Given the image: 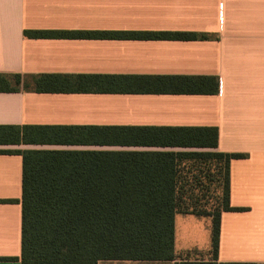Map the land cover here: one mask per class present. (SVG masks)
I'll use <instances>...</instances> for the list:
<instances>
[{"label": "crops", "instance_id": "crops-1", "mask_svg": "<svg viewBox=\"0 0 264 264\" xmlns=\"http://www.w3.org/2000/svg\"><path fill=\"white\" fill-rule=\"evenodd\" d=\"M130 30L209 34L206 40L30 38L25 31ZM0 126L216 127L230 164V203L213 252L212 217L177 214L173 261L98 264H264V0H0ZM91 84L38 90L36 77ZM216 77L217 94L130 92L164 77ZM25 83V84H24ZM91 140V137H89ZM210 149L98 145L0 146V264H22L23 158L11 150ZM212 150V149H211Z\"/></svg>", "mask_w": 264, "mask_h": 264}, {"label": "trees", "instance_id": "trees-1", "mask_svg": "<svg viewBox=\"0 0 264 264\" xmlns=\"http://www.w3.org/2000/svg\"><path fill=\"white\" fill-rule=\"evenodd\" d=\"M30 38L206 40L184 31H25ZM36 77L40 91L84 92L91 84ZM19 74L0 73V92H16ZM25 84V83H24ZM151 84V83H150ZM130 92L217 94L216 77H164L158 87ZM216 127L0 126V146L98 145L208 151L11 150L23 158L22 264L173 261L177 214L212 217L213 252L230 203V164L244 154L222 153ZM91 137V140H89ZM212 149V150H211ZM195 264V263H186Z\"/></svg>", "mask_w": 264, "mask_h": 264}]
</instances>
